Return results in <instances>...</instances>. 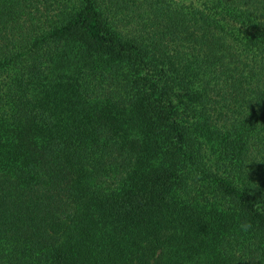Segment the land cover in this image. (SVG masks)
I'll list each match as a JSON object with an SVG mask.
<instances>
[{"label":"trees","instance_id":"1","mask_svg":"<svg viewBox=\"0 0 264 264\" xmlns=\"http://www.w3.org/2000/svg\"><path fill=\"white\" fill-rule=\"evenodd\" d=\"M0 264H264V0H0Z\"/></svg>","mask_w":264,"mask_h":264}]
</instances>
